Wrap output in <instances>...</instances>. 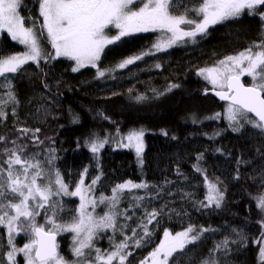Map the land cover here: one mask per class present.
I'll use <instances>...</instances> for the list:
<instances>
[{
  "label": "trees",
  "instance_id": "trees-1",
  "mask_svg": "<svg viewBox=\"0 0 264 264\" xmlns=\"http://www.w3.org/2000/svg\"><path fill=\"white\" fill-rule=\"evenodd\" d=\"M20 13L30 18L26 26L32 25V18L42 23L38 0H23ZM157 39V31L135 33L107 46L97 66L100 70H115L106 72L103 78H98L97 69L91 66L73 72V61L63 57L41 59L39 65L29 62L19 74H9L18 103L3 108L7 115L0 120V136L7 137L8 143L0 142V149L11 148L13 140L27 145V153L38 154L44 178L51 176L50 171H59L70 191L87 169L86 186L100 177L92 191L95 198L111 196L112 188L125 181L147 183L146 189L125 190L121 194L117 210L124 215L117 217L119 224L136 227L146 210L166 207L157 218L159 223L153 221L148 226L154 229L152 242L140 248L130 244L131 255L126 264H139L148 256L165 228L175 233L189 224L214 231L205 232L200 241L189 246V251L177 257L175 264H200L225 237L229 238L228 248L212 253L217 264H261L257 240L264 231L259 223L264 213L257 208L255 197L264 194V136L250 125L233 131L223 116L226 103L210 93L212 88L197 73L259 44L264 39V21L258 14L245 11L238 18L210 26L207 35L197 36L195 43L186 38L124 69L115 68L125 58L151 49ZM46 45L45 53H51L50 45ZM22 51L20 44L0 32V56ZM241 79L245 85L250 84L249 77ZM172 85L177 87L168 91ZM138 96L145 99L138 101ZM135 127L145 129L142 164L136 163L130 150L110 143L99 150L98 156L88 147L87 142L93 138L100 140L105 134ZM25 128L30 130L27 135L18 131ZM53 156L55 159L49 164ZM238 159L244 162L238 164ZM205 175L217 182L223 193L219 208L200 206L201 201L207 203ZM141 196V206L136 207L135 197ZM53 200L57 204V222L72 220L77 200L64 195ZM125 215L132 219L125 220ZM36 219L45 223L43 216ZM124 233L132 235L130 228H124ZM113 236L117 243L123 239L119 232L105 230L94 240L95 247L110 249L109 237ZM27 238L21 233L14 242L18 246ZM58 242L60 255L71 260L65 250L67 236L60 235ZM0 244L4 246L0 252H6L7 235L2 227Z\"/></svg>",
  "mask_w": 264,
  "mask_h": 264
},
{
  "label": "snow or ice",
  "instance_id": "snow-or-ice-1",
  "mask_svg": "<svg viewBox=\"0 0 264 264\" xmlns=\"http://www.w3.org/2000/svg\"><path fill=\"white\" fill-rule=\"evenodd\" d=\"M38 4L42 23L32 18V25L26 26L30 18L23 17L20 13L23 0H0V30L6 31L13 41L24 45L26 49L22 53L0 56V120L7 115L3 111L4 107L9 103H18L9 74H19L29 62L39 65L41 59L65 57L75 62L73 72L91 66L97 69V77L103 78L106 72L115 70H100L97 66L105 48L135 33L160 31L162 38H158L148 51L134 54L119 62L116 69H124L145 56L154 55V51H166L185 41V38L195 43L197 36L207 35L210 26L238 18L245 11L249 15L258 14L264 21V11H260L264 8V0H38ZM110 28H115L117 33L110 35L106 31ZM45 40L51 44L55 56L45 53ZM156 67L159 68L160 65L157 64ZM197 75L202 76L214 88L221 89L215 94L228 102L227 119L233 131H240L250 125L264 136V39L259 44L219 60L215 66L200 69ZM243 76L250 77L251 84L245 85L241 81ZM171 87L177 85L170 86L168 91ZM136 99L141 101L145 98L138 96ZM219 115L217 113L216 117ZM18 131L27 135L30 130L25 128ZM35 131L38 132L39 129ZM143 136L142 129L132 130L123 137L128 143L121 141L120 146L134 147L139 158L144 150ZM0 142L7 144V137L0 136ZM107 142V139L93 138L87 144L95 154ZM11 144V148L0 149V156L4 157L0 159V227L7 230L8 245L6 252H0V264H5V259L7 264H18V254L23 256L24 264H126L131 255L128 251L130 244L133 248H140L152 242L154 229L148 226L153 221L159 223L157 218L163 214L166 206L159 210H146L136 227L120 225L117 219L124 215L117 210L121 194L125 190L146 189L149 187L147 183L125 181L116 184L111 190V196L102 195L99 198V204L106 205L108 211L103 215H94L98 202L89 193L100 180L99 176L86 186L81 174L74 191L69 190L59 171H56L54 181L48 179L45 182V170L42 162L36 158L38 154L27 153V145L18 144L15 140ZM200 158L197 157L198 160ZM54 159L53 156L48 163L51 164ZM243 162L237 160L238 164ZM140 163H143L142 159ZM196 171L203 174L199 167H196ZM204 183L207 187V203L201 201L200 206L208 208L214 205L219 208L223 193L217 182L211 181L205 175ZM60 195L79 197V207L70 222H57V204L53 197ZM135 199L138 201L136 207H140L139 201L144 197ZM255 199L257 208L264 213V194ZM89 207L92 211H89ZM49 210L51 215L48 214ZM38 216L44 217V224L37 222ZM124 218L132 219L127 215ZM259 223L264 229V219ZM124 228H130L132 235H126ZM109 229L114 233L119 232L123 239L117 243L114 236L109 237L110 249L96 248L94 240L100 238L99 233ZM207 231L214 230L193 224L175 233L165 228L159 243L139 264H175L177 257L189 251V246L200 241ZM62 232L73 234L72 254L77 258L74 261L66 260L58 251L56 237ZM21 233L28 237V242L23 247H17L14 242L15 235ZM257 243L260 245V261L264 264V231ZM228 246L229 238L225 237L210 250L209 257L200 264H217L212 253L227 249ZM3 247L0 244V249Z\"/></svg>",
  "mask_w": 264,
  "mask_h": 264
},
{
  "label": "rangeland",
  "instance_id": "rangeland-1",
  "mask_svg": "<svg viewBox=\"0 0 264 264\" xmlns=\"http://www.w3.org/2000/svg\"><path fill=\"white\" fill-rule=\"evenodd\" d=\"M137 7H139V3H137ZM41 20H42V17H41ZM106 31H108V32H110L109 34L110 35H115L116 33H117V30L115 29V28H110L109 30H106ZM111 31H113V32H111ZM0 32H5V33H7L6 31H2V30H0ZM158 32V38H162V33L160 32V31H157ZM9 36V35H8ZM45 36H46V33H45ZM10 37V36H9ZM11 38V37H10ZM186 39V38H185ZM157 41V40H156ZM15 42H17V41H15ZM18 43V42H17ZM45 45L43 44V46H47L46 44H48V45H50V47H51V44L50 43H48L46 40H45ZM180 43V42H179ZM19 44V43H18ZM21 45V44H20ZM177 45V44H176ZM176 45H174V46H176ZM22 47H23V51H25L26 49H25V46L24 45H21ZM22 51V52H23ZM154 51V50H153ZM21 52V53H22ZM154 53H156L155 51H154ZM51 54H52V56H55V52H54V50L52 49V47H51ZM58 58V57H57ZM63 58H65V57H63ZM67 59V58H66ZM224 59V58H223ZM222 60V59H221ZM73 63H74V67H75V62L73 61ZM218 63V61L216 62V63H214V64H212V65H208V66H205V67H203V68H207V67H212V66H215L216 64ZM202 69V68H201ZM203 80H205L202 76H200ZM242 78V77H241ZM249 79H250V84H251V78L249 77ZM207 81V80H206ZM207 83H208V85H209V87L210 88H212V89H216V90H221V89H219L218 87L217 88H214L213 87V85L211 84V83H209L208 81H207ZM223 103V102H222ZM227 103H226V106L224 107V110H223V116L225 117V119L229 122V120L227 119V113H226V109H227ZM143 130L144 131V134H145V129L143 128V127H135V128H132V129H129V130H127V131H125V132H117V133H114V134H111V135H109V134H105L104 135V137L103 138H101L100 140H105V139H107V143H110V144H112L114 147H116V148H125V149H128V150H130L133 154H134V156H135V160H136V163L137 164H140V160L142 159V154H141V157H137V155H136V151H135V148L134 147H132V148H128V147H121L120 146V142L122 141L124 144H127L128 143V141L126 140V139H123V137H125L130 131H132V130ZM106 143V144H107ZM143 144L145 145V142H144V136H143ZM144 151V150H143ZM96 156H98V153H96ZM48 169H49V165H48ZM47 170V169H46ZM47 171H49V170H47ZM83 174V178H84V175H85V171L82 173ZM50 175L51 176H47L46 178H44V180H45V182L48 180V179H51L52 181H54L55 180V174L54 173H52V171H50ZM80 179H81V177H80ZM80 181V180H79ZM54 186V185H53ZM76 186V185H75ZM75 186L73 187V189H72V191H74L75 190ZM89 196L90 197H92V198H94V199H96L97 200V202H98V206L96 207V209H95V211H94V215H103L104 214V212H106V211H108V208H107V206L106 205H104V204H99V198H95L94 197V195H93V192H91V193H89ZM70 197H73V198H75L76 200H77V207H76V209L79 207V203H80V200H79V197H76V196H70ZM89 211H92V209H91V207H89ZM76 215V214H75ZM71 221V220H70ZM70 221H68V222H70ZM5 231H6V235H7V230L5 229ZM19 235V234H18ZM60 235H66L67 236V239H68V242L65 244V250H68L69 251V255H71V260H68V261H74V260H76L77 258L72 254V238H73V234L72 233H70V232H62V233H60V234H58L57 235V238L60 236ZM17 238V235H15V239ZM28 242V238L26 239V240H24L22 243H20V245H18L17 247H23V245L25 244V243H27ZM58 242V241H57ZM58 244H59V242H58ZM258 246L260 247V245L258 244ZM85 251H88L87 249L85 250ZM95 253L93 252V255H94ZM18 258L20 259V264H24V258H23V256L21 255V254H18L17 255V262H18ZM258 258H259V260H260V256H259V248H258ZM18 264H19V262H18Z\"/></svg>",
  "mask_w": 264,
  "mask_h": 264
},
{
  "label": "water",
  "instance_id": "water-1",
  "mask_svg": "<svg viewBox=\"0 0 264 264\" xmlns=\"http://www.w3.org/2000/svg\"><path fill=\"white\" fill-rule=\"evenodd\" d=\"M241 81H242V79H241ZM243 82V81H242ZM226 90V89H225ZM216 91H220V90H216V89H211L210 90V93L218 100V101H220V102H223V103H227L228 104V102L227 101H224V100H221L215 93H216ZM56 241H58V238L56 237ZM58 250H59V248H58Z\"/></svg>",
  "mask_w": 264,
  "mask_h": 264
}]
</instances>
